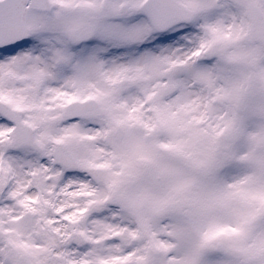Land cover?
<instances>
[{
	"label": "snow or ice",
	"instance_id": "snow-or-ice-1",
	"mask_svg": "<svg viewBox=\"0 0 264 264\" xmlns=\"http://www.w3.org/2000/svg\"><path fill=\"white\" fill-rule=\"evenodd\" d=\"M0 264H264V0H0Z\"/></svg>",
	"mask_w": 264,
	"mask_h": 264
}]
</instances>
